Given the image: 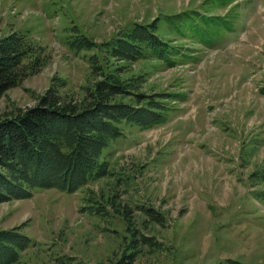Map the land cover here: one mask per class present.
<instances>
[{"label": "rangeland", "instance_id": "obj_1", "mask_svg": "<svg viewBox=\"0 0 264 264\" xmlns=\"http://www.w3.org/2000/svg\"><path fill=\"white\" fill-rule=\"evenodd\" d=\"M211 1L0 0V39L29 31L45 59L0 97L3 114L33 107L58 80L67 100L83 98L93 51L74 53L76 34L104 43L158 18V35L184 54L175 67L131 64L147 94L177 96L164 124L126 127L106 150L112 176L0 203V230L31 239L17 264H115L129 245L136 264H264V0ZM205 14L234 22L215 28Z\"/></svg>", "mask_w": 264, "mask_h": 264}, {"label": "trees", "instance_id": "obj_2", "mask_svg": "<svg viewBox=\"0 0 264 264\" xmlns=\"http://www.w3.org/2000/svg\"><path fill=\"white\" fill-rule=\"evenodd\" d=\"M234 1L212 0L209 8H226ZM213 17L217 18L215 28L224 24L228 29L234 22L228 15L218 14L199 19ZM157 20L135 23L104 43L84 34L71 36L67 43L74 53L93 51L88 58L91 81L84 87L83 98L67 100L61 91L66 83L58 80L26 111L0 113V203L33 197L36 189L72 194L112 176L110 162L103 159L125 128L146 131L167 121L172 109L169 102L177 95L147 94L142 89L147 78L132 69L133 64L150 60L175 67L177 58L184 55L158 35ZM204 29L199 26L195 32ZM213 39L206 37L209 42ZM37 48L29 31L0 39V97L45 66ZM116 211L124 213L122 208ZM30 243L21 228L0 230V264H17ZM128 249L115 264H136L135 252L127 253ZM218 264L249 263L227 259Z\"/></svg>", "mask_w": 264, "mask_h": 264}]
</instances>
